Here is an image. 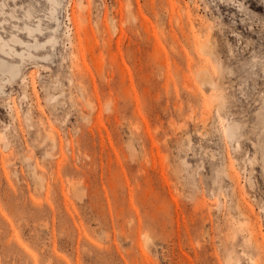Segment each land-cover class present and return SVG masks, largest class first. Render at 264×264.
Here are the masks:
<instances>
[{
    "label": "rangeland",
    "instance_id": "rangeland-1",
    "mask_svg": "<svg viewBox=\"0 0 264 264\" xmlns=\"http://www.w3.org/2000/svg\"><path fill=\"white\" fill-rule=\"evenodd\" d=\"M58 1L0 15L56 37L0 53V264H264V0Z\"/></svg>",
    "mask_w": 264,
    "mask_h": 264
},
{
    "label": "bare ground",
    "instance_id": "bare-ground-1",
    "mask_svg": "<svg viewBox=\"0 0 264 264\" xmlns=\"http://www.w3.org/2000/svg\"><path fill=\"white\" fill-rule=\"evenodd\" d=\"M18 1L19 0H9V2L14 3V6L18 5ZM44 1H47L50 4V17L53 20H57L56 11H57V6H59V1L58 0H44ZM6 5L7 4L5 3V0L0 2V15H5L7 13V11L5 9ZM10 16H11V18H14V15L12 13H10ZM31 16H32L31 10L27 9L25 11L24 17L27 19H30ZM3 17H4V21H5L6 17L5 16H3ZM1 24H2V22H0V25ZM43 25H44L43 20L41 18H38L36 26H31L28 23H24L23 27H17L16 28V33H13V35L9 41L4 40V38L0 34V53L3 55H6V56H10L11 58H14V56L18 57V58H20L21 61H23L25 55L30 57L32 55V53H30V52H28L27 54L20 53V52L16 51V50H18L16 48L17 46H20V48H23V50H39L40 48L44 47L47 42L51 43V42L55 41L56 37H54V36L51 37L50 39H48L46 42H43V43H40L38 41L37 37L45 34ZM14 27H16V26H14ZM21 34L25 35L28 38H31L32 40H34V42L30 43L28 41H25L20 36ZM201 45L202 46L200 48L203 49L204 44H201ZM8 50H14L13 52L15 55L14 56L11 55ZM203 52L207 53L208 51L203 50ZM201 71H202V74L204 76L202 83L203 84H206L207 82L213 83V79H212L211 75L209 74L208 70L204 69ZM21 72H22V64L14 63V62H11L9 60H6L5 58H3L0 55V93L4 92L3 82L11 81L12 79L16 78ZM107 106H108L107 109L109 110L110 109L109 104ZM111 109H114L113 106ZM111 112H112V110L110 111V113ZM115 116H116V114H115ZM48 134L50 135L51 131ZM3 142H4V139H3ZM52 142H55V141H53V138H52ZM6 144L7 143H5V145ZM34 174L36 175V177H35L36 179L39 180L42 178L39 175H37L36 173H34ZM230 179L234 180L233 176H230ZM237 206L240 207L239 204H237ZM251 263L257 264L254 262V260L251 261Z\"/></svg>",
    "mask_w": 264,
    "mask_h": 264
}]
</instances>
